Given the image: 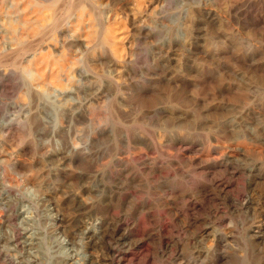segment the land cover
<instances>
[{
  "label": "rangeland",
  "instance_id": "1",
  "mask_svg": "<svg viewBox=\"0 0 264 264\" xmlns=\"http://www.w3.org/2000/svg\"><path fill=\"white\" fill-rule=\"evenodd\" d=\"M35 263L264 264V0H0V264Z\"/></svg>",
  "mask_w": 264,
  "mask_h": 264
},
{
  "label": "bare ground",
  "instance_id": "2",
  "mask_svg": "<svg viewBox=\"0 0 264 264\" xmlns=\"http://www.w3.org/2000/svg\"><path fill=\"white\" fill-rule=\"evenodd\" d=\"M245 1H247V0H245ZM237 2V1H236ZM242 2V1H241ZM243 3H244V1H243ZM250 3V2H249ZM236 4V3H235ZM238 4V3H237ZM240 4V3H239ZM246 4V3H245ZM233 5H234V3H233ZM241 5V4H240ZM239 6V5H238ZM244 6V5H243ZM236 7H237V5H236ZM246 7H247V4H246ZM244 8V7H243ZM237 9V8H236ZM233 10V9H232ZM235 10V9H234ZM233 13V12H232ZM239 13V12H238ZM237 13V14H238ZM108 29V28H107ZM103 30V29H102ZM109 30V29H108ZM146 30V29H145ZM105 31V30H104ZM105 33V32H104ZM142 33H143V31H142ZM107 34V33H106ZM113 34V33H112ZM114 35V34H113ZM103 36V35H102ZM107 36L108 35H105L102 39H101V43H102V45H104L105 46V44H107V46H109L110 44H108V39H110V38H107ZM97 37H99V36H97ZM109 37V36H108ZM144 38H145V36H144ZM119 39V38H118ZM139 39V38H138ZM97 40V39H96ZM100 40V39H99ZM112 42V41H111ZM97 43V42H96ZM100 43V41H99V43L98 44H101ZM110 43V42H109ZM103 46V47H104ZM122 47V46H121ZM106 48V47H105ZM107 49V48H106ZM103 50H105V49H103ZM119 50V49H118ZM124 50V49H123ZM105 51H107V50H105ZM109 51V50H108ZM105 53V52H104ZM108 54V53H107ZM115 53H113L111 56H107L108 57V59H107V61H108V63H110V67H114L116 70H117V72L118 73H120L121 71H122V69H125V68H127V60L122 56V55H114ZM139 56V55H138ZM137 56V57H138ZM7 57V56H6ZM106 57V56H105ZM167 58V57H166ZM134 60V59H133ZM135 60H137V59H135ZM166 60V59H165ZM140 61V60H139ZM170 61V60H169ZM173 61V60H172ZM171 61V62H172ZM129 62V61H128ZM137 62H138V60H137ZM164 62V61H163ZM131 63V62H130ZM162 63V62H161ZM167 64H168V62H167ZM131 66V65H130ZM133 67H134V65H132ZM114 70V69H113ZM183 70V69H182ZM179 72V71H178ZM85 72H83V71H81V70H79L78 71V74L80 75V76H83V77H85V74H84ZM167 73V72H166ZM141 74V73H140ZM153 74V73H152ZM156 74V73H155ZM159 74V73H158ZM164 74V73H163ZM87 76H88V74H86ZM119 75V74H118ZM177 76H178V74H176ZM135 76V75H134ZM140 76H142V75H140ZM151 76V75H150ZM159 76V75H158ZM164 77H165V75H164ZM112 78V77H111ZM117 78V77H116ZM119 78V77H118ZM157 78V77H156ZM109 79V78H108ZM113 79V78H112ZM140 79V78H139ZM118 80V79H117ZM164 80V79H163ZM106 81H108V80H106ZM135 81V80H134ZM140 81V80H139ZM139 81H137V82H139ZM207 81V80H206ZM161 82V81H160ZM103 83V82H102ZM109 83L111 84V86H112V81L110 82L109 81ZM105 84V83H104ZM116 84V83H115ZM163 84V83H162ZM114 86V85H113ZM103 89H105V87L103 88ZM112 89V88H111ZM118 89V88H117ZM108 91V90H107ZM117 91V90H116ZM109 93V92H108ZM112 93V92H111ZM117 93V92H116ZM101 94V93H100ZM102 94H104V93H102ZM101 94V95H102ZM118 94V93H117ZM116 95V94H115ZM119 95V94H118ZM100 97V96H99ZM115 98H117V96L115 97ZM121 99V98H120ZM121 102V101H120ZM133 106H134V104H133ZM163 106V105H162ZM161 106V107H162ZM157 107V106H156ZM160 107V106H159ZM87 108V107H86ZM130 108V107H129ZM80 110V108L79 107H77V108H75L74 107V109H71V110H69L68 111V113H67V116L68 117H71V116H73L74 114H76L78 111ZM125 110V109H124ZM151 111V110H150ZM153 113V112H152ZM140 114V113H139ZM159 114V113H158ZM148 115V114H147ZM77 116V115H76ZM140 116V115H139ZM154 116H156V115H154ZM140 118V117H139ZM138 118V119H139ZM72 119V118H71ZM34 124V123H33ZM133 128V127H132ZM105 130V129H104ZM104 132V131H103ZM130 134V133H129ZM102 135V134H101ZM120 135V134H119ZM123 136V135H122ZM45 137V136H44ZM102 137V136H101ZM116 137V136H115ZM127 138V137H126ZM99 139V138H98ZM97 140V139H96ZM100 140V139H99ZM122 140H124V139H122ZM126 141V140H125ZM143 141V140H142ZM143 143V142H142ZM111 144V143H110ZM124 144V143H123ZM92 145H94V143H92ZM105 145V144H104ZM95 146H96V144H95ZM125 146V145H124ZM103 147V146H102ZM105 147V146H104ZM69 148V147H68ZM81 148V147H80ZM85 148V147H84ZM100 148V147H99ZM108 148V147H107ZM120 148V147H119ZM112 149V148H111ZM75 150V149H74ZM105 150L107 151V149L105 148ZM117 150H118V148H117ZM120 150V149H119ZM122 151V150H121ZM70 152V151H69ZM102 152V151H101ZM100 152V153H101ZM105 152V151H104ZM108 152H109V150H108ZM111 152V151H110ZM114 152V151H113ZM115 152H117V151H115ZM114 152V153H115ZM119 152V151H118ZM72 153V152H71ZM74 153H76V154H78L79 155V157H80V155L82 154L83 156H86V157H88V156H95L96 155V157L98 156V151L96 150H93V151H91L90 150V152H84V150L83 151H81V150H77L76 152H74ZM105 153H107V152H105ZM121 153V152H120ZM70 154V153H69ZM55 155V154H54ZM68 155V154H67ZM103 155V154H102ZM108 155V154H107ZM131 155V154H130ZM119 156V155H118ZM59 157V159H60V156H58ZM62 157V156H61ZM103 157V156H102ZM110 157V156H109ZM128 157V156H127ZM84 158V157H83ZM90 158V157H89ZM105 158V156L102 158V159H104ZM112 158H114V157H112ZM117 158V157H116ZM121 158V157H120ZM53 159V158H52ZM65 159V158H64ZM124 159V158H123ZM131 159V158H130ZM133 159V158H132ZM55 160V159H54ZM83 160V159H82ZM109 160V159H108ZM67 161V160H66ZM70 161L71 162H75V160L72 158V157H70ZM79 161V160H78ZM77 161V162H78ZM98 161V160H97ZM127 160L125 159V161L124 162H126ZM61 162V161H60ZM64 162V161H63ZM76 162V163H77ZM100 162V161H99ZM105 162V161H104ZM114 162V161H113ZM103 163V162H102ZM107 163V162H106ZM66 164V163H65ZM65 164H64V166H65ZM72 164V163H71ZM74 164V163H73ZM101 164V163H100ZM108 164V163H107ZM106 164V165H107ZM77 165V164H76ZM103 165V164H102ZM108 165H110V164H108ZM117 165V164H116ZM60 166V165H59ZM72 166V165H71ZM62 167V166H61ZM70 167V166H69ZM69 167H67V168H69ZM74 167V166H73ZM108 167V166H107ZM112 167V166H111ZM124 167H125V165H124ZM92 168H93V166H92ZM98 167H96L95 169H93L91 172H89V173H85V172H75V171H73V170H60V172H58V171H54V173L52 174L53 175V177H54V179H55V177L56 176H58L60 173H62L63 174V180L65 181V182H69V181H73V180H75L76 181V183L77 182H79V183H81L82 185H83V183H85V182H87V181H89V180H92V182H93V184H92V187H91V190L92 191H94V192H97V193H99V194H101V196H103V198H106V197H108V195H111V193H113V192H115V191H118V190H120L119 189V186H120V183L119 182H115V183H113V184H110V185H107V183L105 182V179H104V176L106 175H104L103 174V172H102V170H100L101 168H99V169H97ZM105 168V167H104ZM103 168V169H104ZM119 168V167H118ZM55 168H53V170H54ZM79 169V168H78ZM107 169V168H106ZM109 169V168H108ZM111 169H113V167L111 168ZM52 170V171H53ZM121 170V169H120ZM77 171V170H76ZM112 171V170H111ZM126 171V170H125ZM106 172H107V170H106ZM108 173V172H107ZM113 173V172H112ZM158 174V173H157ZM61 177V176H60ZM108 177V176H107ZM123 178V177H122ZM53 179V180H54ZM61 179H62V177H61ZM59 180V179H58ZM109 180V179H108ZM112 180V179H111ZM124 180H125V178H124ZM130 180V179H129ZM55 181V180H54ZM61 181V180H60ZM74 182V181H73ZM108 182V181H107ZM125 183V182H124ZM64 184V183H63ZM78 184V183H77ZM88 184V183H87ZM66 185V184H65ZM122 185H123V183H122ZM88 186V185H87ZM82 187H84V186H82ZM123 187V186H122ZM3 189V188H2ZM7 189V188H6ZM14 190V189H13ZM88 190V189H87ZM122 190V189H121ZM6 191V190H5ZM89 191H90V189H89ZM88 191V192H89ZM124 191V190H123ZM9 192V191H8ZM58 192V191H57ZM9 193H11V191L9 192ZM54 193V192H53ZM118 193V192H117ZM122 193V192H121ZM15 194V193H14ZM14 194H10L9 196H6L7 197V200L8 201H10L11 203L12 202H15L16 200H17V198H18V196H16V195H14ZM69 194V193H68ZM73 194V193H72ZM72 194H69V196L68 197H70V198H72L73 197V195ZM51 196V195H50ZM53 196H55V195H53ZM38 197V196H37ZM99 197V196H98ZM114 197V196H113ZM20 198V197H19ZM45 198V197H44ZM54 198V197H53ZM24 200V199H23ZM52 200H54V199H52ZM67 200V199H66ZM73 200V199H72ZM6 201V200H5ZM18 201V200H17ZM24 201H26V200H24ZM23 201V202H24ZM31 201V200H30ZM29 201V203H31ZM36 202H43V198H37V200H35ZM47 201V200H46ZM97 201V200H96ZM105 201V200H104ZM33 202V201H32ZM48 202V201H47ZM52 202V204L54 203L53 201H51ZM108 202V201H107ZM9 203V202H8ZM13 204V203H12ZM32 204V203H31ZM30 204V205H31ZM76 204V203H75ZM92 204V203H91ZM103 204V203H102ZM36 205V204H35ZM56 205V204H55ZM87 206H88V204H86ZM87 206H85L86 207V209H87ZM84 207V208H85ZM20 208V207H19ZM76 208V207H75ZM93 207H91V209H92ZM19 210V209H18ZM79 211V210H78ZM91 211V210H90ZM39 212V211H38ZM85 212V211H84ZM94 212V211H93ZM90 213V212H89ZM16 214V213H15ZM92 214H94V213H92ZM96 215V214H95ZM94 215V216H95ZM87 216H88V214H87ZM20 217V216H19ZM18 217V218H19ZM103 217V216H102ZM104 218V217H103ZM108 219V218H107ZM4 224V223H3ZM107 224V223H106ZM26 225V224H25ZM30 225V224H29ZM111 225V224H110ZM16 226V225H15ZM112 226V225H111ZM115 226V225H114ZM102 227V226H101ZM32 228V227H31ZM105 228H106V226H105ZM26 229V228H25ZM33 229V228H32ZM13 231V230H12ZM21 231V230H20ZM114 231V230H113ZM90 232V231H89ZM99 233H100V231H99ZM104 233V232H103ZM26 234V233H25ZM86 234V233H85ZM91 234V233H90ZM118 234V233H117ZM14 235V234H13ZM27 235V234H26ZM29 235V234H28ZM121 235V234H120ZM33 236V235H32ZM89 236V235H88ZM29 237V236H28ZM92 237H95V235L94 234H92ZM101 237V236H100ZM103 237V236H102ZM21 238V237H20ZM96 238V237H95ZM109 238V237H108ZM130 238V237H129ZM91 240V239H90ZM96 240V239H95ZM103 240V239H102ZM101 240V241H102ZM123 240V239H122ZM126 240V239H125ZM124 240V241H125ZM92 241V240H91ZM4 242V241H3ZM12 242V241H11ZM90 242V241H89ZM121 242V241H120ZM128 242V241H127ZM17 243V242H16ZM20 243V242H19ZM23 243V247L25 248V249H31V245H32V243H30L29 242V240H25V241H23L22 242ZM102 243H104V242H102ZM117 243V242H116ZM12 244V243H11ZM34 244V243H33ZM95 244V243H94ZM112 244V243H111ZM114 244V243H113ZM119 244V243H118ZM127 244V243H126ZM132 244V243H131ZM117 245V244H116ZM130 245V244H129ZM128 245V246H129ZM137 245V244H136ZM33 246V245H32ZM110 246H112V245H110ZM131 246V245H130ZM115 247V246H114ZM141 247V246H140ZM120 248V247H119ZM129 248V247H128ZM90 249V248H89ZM119 250V249H118ZM123 250V249H122ZM128 250V249H127ZM132 250H133V248H132ZM125 253V252H124ZM131 253V252H130ZM130 255V254H129ZM117 256V255H116ZM119 256V255H118ZM126 256H127V254H126ZM112 257V256H111ZM121 259H124L125 258V254H122L121 256ZM19 258V257H18ZM118 259V258H117ZM116 259V260H117ZM120 260V259H119ZM118 261V260H117ZM23 262V261H22ZM34 262V261H33ZM124 262V261H123ZM36 264V263H35ZM57 264V263H56Z\"/></svg>",
  "mask_w": 264,
  "mask_h": 264
}]
</instances>
